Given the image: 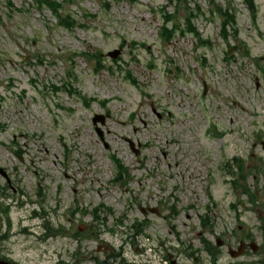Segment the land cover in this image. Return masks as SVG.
Returning <instances> with one entry per match:
<instances>
[{"label": "rangeland", "instance_id": "1", "mask_svg": "<svg viewBox=\"0 0 264 264\" xmlns=\"http://www.w3.org/2000/svg\"><path fill=\"white\" fill-rule=\"evenodd\" d=\"M178 1L65 2L77 18L67 30L32 0H13L11 14L0 0L1 254L19 264H264V0L256 20L243 0H183L180 22L199 4L209 47L192 33L161 39L163 10ZM217 6L237 16L229 41ZM69 75L80 94L63 87ZM250 154L236 190L224 162ZM113 156L127 168L119 180ZM218 237L215 259L205 244ZM243 240L258 252L235 259L228 248Z\"/></svg>", "mask_w": 264, "mask_h": 264}, {"label": "trees", "instance_id": "2", "mask_svg": "<svg viewBox=\"0 0 264 264\" xmlns=\"http://www.w3.org/2000/svg\"><path fill=\"white\" fill-rule=\"evenodd\" d=\"M34 1L41 8L44 6L50 8L52 10L53 14L56 16L60 25L66 27V28H71L75 25V18L73 15L69 14V15L64 16V13H63L64 3L59 2L57 0H34ZM66 1L67 2H70V1L73 2V0H66ZM245 1L247 2L248 6L252 10V12L255 13L256 12L255 0H245ZM9 4L12 5L10 0H9ZM192 16H193V14H191L187 19V22L189 24H192L191 23V17ZM171 17H172L171 15L166 16L165 21L169 22L171 20L170 19ZM228 18L231 20L235 19L233 15H228ZM0 22H1V24L3 23L1 15H0ZM192 29L196 32L194 26ZM117 162H118L120 168H122V166L120 165V162L118 160H117Z\"/></svg>", "mask_w": 264, "mask_h": 264}, {"label": "water", "instance_id": "3", "mask_svg": "<svg viewBox=\"0 0 264 264\" xmlns=\"http://www.w3.org/2000/svg\"><path fill=\"white\" fill-rule=\"evenodd\" d=\"M110 54H111L112 56H114V57H117V56L120 54V50H116V51H114V52H112V53H110ZM100 118L103 119L102 116H98V117H96V118H95V122H97L98 119H100ZM0 264H12V263H9V262H6V261H2V260L0 259Z\"/></svg>", "mask_w": 264, "mask_h": 264}]
</instances>
